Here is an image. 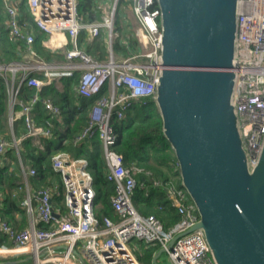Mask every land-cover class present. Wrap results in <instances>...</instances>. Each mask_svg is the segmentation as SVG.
I'll return each instance as SVG.
<instances>
[{"label":"built area","instance_id":"obj_1","mask_svg":"<svg viewBox=\"0 0 264 264\" xmlns=\"http://www.w3.org/2000/svg\"><path fill=\"white\" fill-rule=\"evenodd\" d=\"M127 1L140 23L137 35L141 48L131 56L117 57L112 43L118 0L111 9L103 0L100 4L104 10L103 20L88 23L78 12L77 0H27L36 25L46 37L50 39L55 34L68 33L73 47H65L69 63L41 62L37 65L45 78L30 75L34 70L23 63H0V76L5 78L13 106H20L19 118H23L25 128L23 136L14 143L0 136V164L8 148L14 146L19 150L24 138L33 137L39 144L41 137L51 136L50 125L37 123L35 105L42 100L57 116H60L61 108L52 98L43 99L39 91L53 78L72 76L79 70L77 91L80 95L94 97L104 89L106 92L97 97L88 124L73 142L80 143L95 133L101 138L107 163L106 178L114 185L110 203L117 219L104 216L101 220L95 213L96 189L88 160L78 157L73 150H61L52 160L64 186L66 210H58L53 202L55 187L38 188L35 206L30 195L23 201L25 207L34 212L30 226L18 229L0 217V232L11 240V244L0 240V255L30 254L36 264H78L79 261L83 264H143L131 247L133 240L146 244L159 242L160 247L166 246L175 234L190 228L198 220L195 204L187 201L188 193L174 186L168 189L169 197L181 218L172 227L167 228L154 213H140L133 195L138 183L137 172L141 168L127 164L125 154L114 147L118 134L113 118H124L135 100L144 103L154 100L161 70V8L157 0ZM6 10V25L11 37L23 41L28 51L37 55L33 48L35 34L21 22L18 3L6 0ZM103 27L109 31L110 54L108 59L100 61L79 47L78 36L81 29L87 28L89 36L94 38ZM139 56L149 58L150 63L137 61ZM236 69L234 103L248 159L255 165L264 144V0H240ZM9 71H18L13 74L12 81ZM24 84L36 87L37 92L30 98L18 99L17 94ZM27 173L35 175L36 168L29 167ZM167 253L173 264H216L200 229L179 237Z\"/></svg>","mask_w":264,"mask_h":264},{"label":"water","instance_id":"obj_2","mask_svg":"<svg viewBox=\"0 0 264 264\" xmlns=\"http://www.w3.org/2000/svg\"><path fill=\"white\" fill-rule=\"evenodd\" d=\"M161 70L154 101L216 264H264V144L248 159L234 103L240 0H157ZM30 256L29 258H32Z\"/></svg>","mask_w":264,"mask_h":264},{"label":"trees","instance_id":"obj_3","mask_svg":"<svg viewBox=\"0 0 264 264\" xmlns=\"http://www.w3.org/2000/svg\"><path fill=\"white\" fill-rule=\"evenodd\" d=\"M27 0H21L22 16L21 22L28 29L35 32L33 48L37 56L47 63H55L63 55L49 50L43 45V38L46 33L38 28L33 17L26 7ZM78 12L83 15L86 23L92 20H99L102 11L97 7V0H77ZM128 4L127 0H118L115 17L112 47L116 54L128 57L138 52L141 42L137 35L138 23L127 19L125 16L120 20L116 18L117 13L127 15V4L125 8L121 3ZM123 4V5H124ZM6 0H0V63L9 64L13 61H20L21 52L26 51L23 41L14 40L6 25ZM88 29L80 30L78 42L85 46V50L94 55L98 60L107 59L109 51L104 30L92 39H87ZM32 76L45 78L43 71H33ZM81 72L75 71L72 76L56 77L46 83L39 91L41 97H51L55 104L61 108L60 116L46 108L44 102L40 100L36 103L34 112L38 124L50 125L52 134L49 137H41L40 143H36L33 137L23 139L20 147V157L25 165L35 167L36 174L31 176L38 184H49L54 178L60 177L53 167V155L61 150H73L78 157L88 160V169L94 178L96 189L95 213L102 220L104 216H111L117 219L114 209L110 203V197L114 192V185L106 178L107 163L104 156L103 142L98 133L75 144V136L88 124L90 111L97 97L105 94L106 89L100 95L85 97L77 91ZM37 88L28 84L21 86L18 99L30 98ZM9 91L5 78L0 76V136L9 138ZM18 104L15 108H19ZM118 134L115 149L125 154L127 164H136L141 168L137 172L138 183L133 195V200L138 211L144 215L156 214L159 216L167 228L172 227L180 220L181 215L177 208L171 204L168 189L174 186L177 189L185 188L182 185L180 169L174 150L169 140L164 135L163 121L153 99L143 102L133 101L126 110L124 118L115 116L112 121ZM24 120L19 118L14 123V133L21 136L25 133ZM20 157L14 146L6 151L3 162L0 164V192L9 193L10 188L16 184L18 178L17 168H20ZM16 163L17 168L11 165ZM187 192V191H186ZM11 193V191H10ZM188 195V194H187ZM60 201L62 198L57 197ZM193 203L189 197L187 200ZM60 203V202H59ZM63 207V205H62ZM4 218V215L2 216ZM160 247L159 242L144 243L142 253L139 258L143 264H153L152 256L156 249Z\"/></svg>","mask_w":264,"mask_h":264},{"label":"crops","instance_id":"obj_4","mask_svg":"<svg viewBox=\"0 0 264 264\" xmlns=\"http://www.w3.org/2000/svg\"><path fill=\"white\" fill-rule=\"evenodd\" d=\"M12 1H15L18 3V5L20 7V12H21L20 19H22L23 18V16H22V14H23L22 10L23 9L21 7V0H12ZM102 1L103 0H97V7L100 11H102L101 19L92 20L90 22H93V21L100 22L103 20L104 10L102 9V7H100V4L102 3ZM104 1H106L105 4L109 9L113 8L115 2L111 4L108 2V0H104ZM26 7L29 11L27 1H26ZM129 9L131 11L130 6H129ZM115 12H116V10H115ZM6 14H7V12H6ZM30 15H31V13H30ZM124 16H126V15H124ZM7 18H8V14L6 15V20H7ZM136 22L138 23V26H140V23L137 20V18H136ZM26 29L28 31H32L31 29H28L27 27H26ZM102 29L104 30V34H105V37L107 39V44H108L107 48H108V51L110 54L109 31L105 27H103ZM34 34H35V32H34ZM58 37L61 39V41H59L60 39H58ZM87 39H89V40L92 39L89 36V32H88ZM42 42L46 48L63 55L64 58L58 59V61H56L55 63H47L43 59L39 58L37 55H34L32 52H29L28 49L26 48V51L20 53V55L22 56V59L20 61H13L11 63H23V64L27 65L28 67H30L31 70L42 71L41 69L36 68L37 65L41 62H46V64H66V63L70 62L66 56L65 47H70V48L73 47V41L71 39V36L68 33H60V34L56 35V38L53 36L50 39L47 38L46 36H44ZM78 45H79V47H81L85 50V46L83 44H80V42H78ZM116 56L117 57H124L123 55H119L117 53H116ZM108 57H109V55H108ZM108 57H107V59H108ZM75 61H77V60H75ZM13 76L14 75L10 76L11 81L13 79ZM15 81H16V79H15ZM8 103H9V105H8L9 111H8V117L7 118H8L10 131H9V134H7V135H9V138L5 135H3V136L6 137L7 139H9L12 143H14L17 138H20L23 136V135L16 136L14 133V130H13L15 121L17 119H19V109L20 108L16 109L15 106H13V104L11 102V96H9V102ZM23 129L25 130V128H23ZM103 148H104V146H103ZM16 150H17L18 155L20 157V149L19 150L16 149ZM19 165H20V168H17L16 163L11 165L12 168H14V169L17 168V171H18V174H17L18 178H17L16 184L10 188L9 193H7L5 191L1 192L0 217L3 218L2 216L4 215L3 219L10 222L15 228L21 229V228L30 226L32 223V220H33V216H34V212L28 210V208L25 207V205L23 204L24 199L30 195L31 202H32L33 206H35L36 202H37V198H36L37 189L40 188L41 186H44V184L41 185V184H38L35 181H33V178H31V176L28 175V173H27L29 167H31V166L25 165L23 163V161L21 160V157L19 160ZM46 185H51V186H53V188L55 187V190H54L55 194L53 196V202H54V204L58 210L64 212L66 210V205L64 202V186L62 184L61 176L59 178L54 177L50 181V183L46 184ZM20 186H21V188H19ZM10 191H11V193H10ZM57 197H61L62 199L59 201ZM62 205H63V207H62ZM115 215L117 217L116 213H115ZM0 240L4 243L11 244V240L8 239L6 236H4L1 232H0ZM131 243H132L131 247H133L135 254L139 258L138 254L142 253V245L144 244V242L139 241V240H133ZM159 248L154 251L153 256H152V262H153L154 255L159 250ZM30 256H31L30 254L0 255V264H31L33 262H34V264H36L33 257L29 258ZM159 261L164 263V264H173L169 258L168 253H163L160 256ZM78 264H83V263H81L79 261Z\"/></svg>","mask_w":264,"mask_h":264},{"label":"rangeland","instance_id":"obj_5","mask_svg":"<svg viewBox=\"0 0 264 264\" xmlns=\"http://www.w3.org/2000/svg\"><path fill=\"white\" fill-rule=\"evenodd\" d=\"M108 2L109 3H114L115 2V0H108ZM124 2H122L121 3V8H122V6L125 8V6H126V4H124ZM127 5H130L129 4V2H128V4ZM124 13L125 12H127V15L125 16L127 19L129 18L131 21H134V18H135V20H136V17L133 15V13L130 11V9H129V6H127V10L125 11V9H124V11H123ZM124 17V15L123 14H120V11L117 13V15H116V18H118V19H122ZM138 60L137 61H141L142 63H150V59L149 58H147V57H145V56H139L138 58H137ZM15 64H18V63H15ZM9 74H10V76L11 75H13V74H17L18 73V71L17 72H15V71H9L8 72ZM131 244V246H132V243H130ZM133 248V247H132ZM134 250V249H133ZM138 253V252H137ZM139 255V254H138ZM31 264H34V262L33 263H31Z\"/></svg>","mask_w":264,"mask_h":264},{"label":"bare ground","instance_id":"obj_6","mask_svg":"<svg viewBox=\"0 0 264 264\" xmlns=\"http://www.w3.org/2000/svg\"><path fill=\"white\" fill-rule=\"evenodd\" d=\"M54 37L56 38V34L54 35ZM58 39H60V38L58 37ZM59 41H61V39H60ZM59 43H60V42H59Z\"/></svg>","mask_w":264,"mask_h":264}]
</instances>
